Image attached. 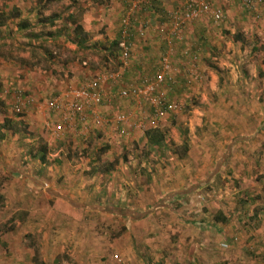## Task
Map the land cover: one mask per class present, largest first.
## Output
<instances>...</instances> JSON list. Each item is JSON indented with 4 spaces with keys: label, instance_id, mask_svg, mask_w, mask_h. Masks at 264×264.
I'll list each match as a JSON object with an SVG mask.
<instances>
[{
    "label": "rangeland",
    "instance_id": "rangeland-1",
    "mask_svg": "<svg viewBox=\"0 0 264 264\" xmlns=\"http://www.w3.org/2000/svg\"><path fill=\"white\" fill-rule=\"evenodd\" d=\"M15 1L0 0V11L14 14ZM28 1L21 0L22 13L34 16ZM114 2L45 0L40 18L61 17L53 25L33 26L30 38L9 32L14 20L0 28L1 88L10 89V103L15 88L31 98L23 114L10 107L0 114V241L20 234L31 249L23 264H264V8L255 18L238 0H221L224 22L197 24L203 36L192 42L208 49L198 45L196 62L173 66L171 94L179 108L159 123L166 132L159 148L134 131L124 138L109 130L55 140L46 128L45 103L52 97L36 92L29 71L9 85L20 58L43 69L85 63L83 78L115 72L118 55L105 45L108 30L97 18L113 12ZM70 13L89 20L88 48L71 42ZM99 42L108 50L94 47ZM117 104L113 111L132 118L145 110L144 104ZM94 205L144 216L88 208ZM218 211L227 222L213 224Z\"/></svg>",
    "mask_w": 264,
    "mask_h": 264
},
{
    "label": "built area",
    "instance_id": "built-area-1",
    "mask_svg": "<svg viewBox=\"0 0 264 264\" xmlns=\"http://www.w3.org/2000/svg\"><path fill=\"white\" fill-rule=\"evenodd\" d=\"M176 9L166 16L169 22L168 29L164 32V44L166 50L160 55L159 69L152 77L140 80V84L131 88L132 93L123 87L117 90L115 96L119 99H127L133 95L135 103L142 105L147 103L150 107V116L139 119L131 117L127 112L111 110L114 97L106 89L105 83H117L121 79L120 72L103 73L95 75L92 79L78 86L68 87L56 93L45 105L49 115L57 114V118L49 119L46 128L51 138L59 140L65 136L72 140L85 139L95 131H106L108 127L116 130L118 135H127L128 131H143L150 126L159 124L168 115L178 108L176 102L167 98L166 90L175 82V70L172 64L174 43L184 38L186 25L202 18L209 19L218 26L224 22L222 11L215 6L216 0H179ZM242 8L255 18L264 8V0H238ZM152 0H128L127 10L120 21V62L127 66L131 53L135 46V39H142L150 30V24L145 19H137L138 12L151 10ZM188 56V50L182 51ZM193 56L191 62H196ZM191 76L198 80V74L193 71ZM190 82V79L187 81ZM9 95V89H4ZM13 100L9 103L12 112L23 114L25 105L31 98H24L22 91L14 89ZM106 110H109L106 113ZM111 111V112H110Z\"/></svg>",
    "mask_w": 264,
    "mask_h": 264
},
{
    "label": "crops",
    "instance_id": "crops-1",
    "mask_svg": "<svg viewBox=\"0 0 264 264\" xmlns=\"http://www.w3.org/2000/svg\"><path fill=\"white\" fill-rule=\"evenodd\" d=\"M45 0H29V5L32 6L33 11H34V16H27V13H22V7L21 6V0L15 1L17 6L19 8L18 11H15L14 14L11 15V13H5L3 11H0V16L6 18L7 21L9 20H14V24L12 27V30L9 32L13 33L14 35L23 38L27 32L23 31L22 29H19V25L21 21H26L28 20L30 27L32 28L33 26H37L40 24L39 21H42L44 19L40 18L42 15H40V10H41V4H43ZM115 0L114 6L115 9L111 13H107L106 17H103L104 15H98V20L102 25L106 26L107 32V39L104 40V42H107L105 45H108L109 47L110 44L113 45V43L120 41V21H121V16L124 15L125 11V5L127 7L128 0H122L123 2ZM220 1L217 0L216 4L218 8L223 9L220 7ZM180 1L179 0H152V8L151 10H143L141 12H138V18L137 19H145L149 22L150 24V30L146 34V37L143 39H138L136 38L135 41V46L133 50V57L132 60L129 63V68H127L126 71H123L122 78L117 82L119 83L116 88H112L109 86V82L105 83V87L107 91L112 95L115 96L116 92L118 89L123 88V87H128V85L131 86H137L140 84L141 77L143 75H146L145 73L147 72H152L153 70L156 71L158 69V64L160 62V55L162 52L165 50V31L169 27V22L167 19V14L174 9H176L179 5ZM122 6V7H121ZM226 9V5H224ZM36 15V16H35ZM69 17V16H67ZM28 18V19H27ZM48 18H54L48 17ZM205 19L207 18H202L198 20L197 22L195 21L194 23L188 24L184 28V38L180 42H175L174 43V49H173V55H172V64L173 66L177 63L183 65L188 63L189 60L188 58H182L181 57V51L184 49H191V51L194 52V49L196 47L201 46L200 43L195 44L192 42L196 37L199 35L202 37V33H198V29L196 28L198 23H204ZM5 20V21H6ZM77 22L82 25L84 28V31L87 33L88 36V42L91 41V36L88 34L89 29L87 24L89 23V20H87L86 15L84 14L82 17H79V14L76 17ZM68 25L72 24L69 22V19H67ZM7 23L0 27L3 29L7 28ZM73 27V26H72ZM102 33V32H101ZM100 33V34H101ZM100 34L97 33L95 36H97V39L100 38ZM49 35L52 37L53 35L51 33H46L45 37H49ZM62 35V33H61ZM73 29H72V35H71V40L74 38L73 36ZM102 35V34H101ZM41 37V35H39ZM54 37V36H53ZM16 38V37H15ZM30 38V37H28ZM108 40H110V43H108ZM104 42H99L95 43L94 47H98V49H104V51L108 50L106 49L107 47L104 45ZM102 44V45H101ZM92 45V44H91ZM90 45V46H91ZM201 47H205L208 49V44L202 45ZM204 51V50H203ZM195 60H198V55L194 53ZM22 57V56H21ZM181 57V59H180ZM28 58V57H27ZM25 59V58H24ZM19 59V63L16 60L17 63H14L15 66V72H18L17 75L14 73V80L9 83L10 86L15 87L16 82H22L21 78H19V74L21 75L23 71H29V81H32V86H34V89L36 88V92H40V95H47V100L48 97L51 98L53 97L56 93H59L68 87H73V86H78L82 84L83 82H86L92 77L88 78H83V71L85 63H82L81 67L79 66L80 63H70V61H66L65 63L61 64V67L58 68V66L55 65V63H48L51 65V68L49 66H46V69H43L42 67L38 66L41 65L42 63H38L37 66L34 63H28L26 61L27 59ZM30 59V55H29ZM179 60V61H178ZM184 60H186L184 62ZM25 61L27 63H25ZM34 69L36 71L37 69V74H33L31 71ZM54 70L56 72H60L59 74L54 73ZM145 72V73H144ZM46 73V75L42 74ZM98 73V72H97ZM100 74V73H98ZM97 74V75H98ZM35 76V77H34ZM17 78V79H16ZM83 78V80H82ZM61 80L59 83L58 81ZM8 84V83H7ZM6 85V84H1ZM115 86V85H114ZM12 87V88H13ZM7 89V88H6ZM16 89V88H15ZM10 90V89H9ZM14 90V89H13ZM54 91V92H53ZM46 100V101H47ZM114 104L118 102L117 105H122V103H128L129 105H133L134 101L131 99V97L127 99H119L116 96L114 97ZM111 107L114 109L115 105ZM136 104V103H134ZM137 105V104H136ZM123 109L125 110L126 108L123 106ZM119 112V109H118ZM123 112V111H120ZM48 115V120L49 119H55L54 115ZM10 234V235H8ZM4 236H2L1 241H0V264H23V261H26L27 259H31V249H29L26 245L23 243L25 240L21 237L19 234V237L15 239L14 235L12 232L8 233ZM16 237H18L16 235ZM21 253H25V256L21 258Z\"/></svg>",
    "mask_w": 264,
    "mask_h": 264
},
{
    "label": "trees",
    "instance_id": "trees-1",
    "mask_svg": "<svg viewBox=\"0 0 264 264\" xmlns=\"http://www.w3.org/2000/svg\"><path fill=\"white\" fill-rule=\"evenodd\" d=\"M217 1V0H216ZM216 3V2H215ZM218 8V7H217ZM220 9V8H219ZM127 10V7L125 5V8H124V11L126 12ZM125 14V13H124ZM69 17H67V19H69V22L72 24L73 26V36L74 38L71 40V42L78 48V49H85V48H88V36H87V33L84 31V28L82 27V25H80L77 20H76V16L73 14V13H70L68 15ZM124 15H122L120 18H122ZM61 17H58V16H55V19H60ZM55 19L54 18H46L42 21H39L41 26H44V24H47V25H53L55 23ZM5 20L6 18L4 17H1L0 16V27H2L4 24H5ZM19 29H22L23 31L27 32L24 36H26L27 38L30 37L32 35V33H28V32H32V30H34L33 28L30 27L28 21H21L20 25H19ZM35 36V35H33ZM50 37V35H49ZM146 37V36H145ZM144 37V38H145ZM143 39V38H142ZM136 43V41H135ZM113 49L111 52H113L114 56L118 55V63H117V68H116V71L115 72H120L121 73V78H122V74H123V71H126L127 68H129V63L130 61L132 60V57H133V51L131 53V58H130V61L128 62V65L127 66H124L121 62H120V54H121V43L120 41L118 40V42H115L113 43ZM134 50V49H133ZM166 50V46H165V49ZM184 50H188V56L187 55H183L182 54V51H181V57L182 58H185V59H189L191 60L194 55V53L197 52V48L194 49V52L191 51V49H184ZM50 56V55H49ZM180 57V58H181ZM186 60H184L185 62ZM184 65V64H183ZM158 69H159V63H158ZM158 69L156 71H152V72H147L145 73L146 75H143V77H141V79L143 78H146V77H152L153 74H155ZM176 84H177V81H176V78H175V82L169 86L166 90V93H167V98L169 101L171 102H175V100L173 99V96L171 93H174V90L176 89ZM2 85L0 83V114H3L6 112V109L9 108V103L11 101V98L9 95L5 94V91L3 88H1ZM130 86L128 85V87L126 86L125 88H127V90H129L130 93H132L131 89L129 88ZM136 86H131V88H134ZM2 95V97H1ZM130 97L131 99H133L134 103H135V99L133 97V95L130 94ZM9 99V100H8ZM145 108V110H142L143 112H141V110H137L136 114H138L137 116H135V118L137 119L139 117L142 118V117H145V116H150V107L147 103L144 104L143 106ZM117 108H120V105L117 106ZM114 110V109H113ZM109 110H106V113L108 112ZM121 111V109H119V112ZM173 114V113H171ZM169 116V115H168ZM164 121V120H163ZM162 122V121H161ZM159 124L157 125H154V126H150L148 128H146L145 130L143 131H134V132H138L140 133L141 135V138L146 140V145H148L149 147L151 148H159L161 147L164 142H165V137H166V132L164 129H161L158 127ZM8 129V127H5ZM109 130H114V129H111V127H108L106 129V131H109ZM106 131H95L94 133L97 134L98 136L99 135H102L103 132H106ZM114 132H116V130H114ZM130 131H128L129 133ZM116 135H118V133L116 132ZM125 135L122 136V138H124ZM48 144H46L44 147H43V150L41 152V156H40V161L41 162H44L45 161V156H46V153H47V149H48ZM184 150L186 151L187 150V145L184 144ZM105 151V149L103 150V152ZM104 171H108V169H105ZM190 190V189H189ZM179 195L177 197H180L184 192H178ZM178 193H174L172 196L178 194ZM171 195H168V199H170V197H172ZM167 199V201H169ZM164 201V200H163ZM160 202V201H159ZM159 202L156 204V205H159ZM69 203H71V201H69ZM162 203V201H161ZM160 203V204H161ZM90 210H95V211H100V212H104V213H110V214H117V215H120L122 217H126V216H130L131 218H135V219H138V218H142L144 215L141 214L140 212L136 211L135 209H130V208H121V207H116V206H100V205H97V206H90L88 207ZM225 223L227 222V219L225 218V216H223V213H221L220 211L217 212V214L214 216L213 218V224H216L217 223Z\"/></svg>",
    "mask_w": 264,
    "mask_h": 264
}]
</instances>
